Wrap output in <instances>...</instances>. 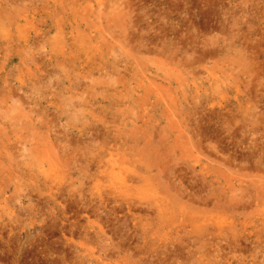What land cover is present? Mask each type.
<instances>
[{
	"label": "rangeland",
	"instance_id": "1",
	"mask_svg": "<svg viewBox=\"0 0 264 264\" xmlns=\"http://www.w3.org/2000/svg\"><path fill=\"white\" fill-rule=\"evenodd\" d=\"M0 264H264V0H0Z\"/></svg>",
	"mask_w": 264,
	"mask_h": 264
}]
</instances>
